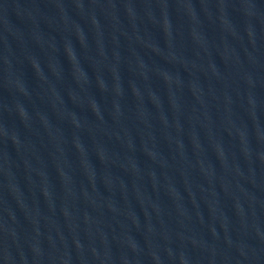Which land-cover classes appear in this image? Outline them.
Instances as JSON below:
<instances>
[{"label":"water","instance_id":"95a60500","mask_svg":"<svg viewBox=\"0 0 264 264\" xmlns=\"http://www.w3.org/2000/svg\"><path fill=\"white\" fill-rule=\"evenodd\" d=\"M0 264H264V0H0Z\"/></svg>","mask_w":264,"mask_h":264}]
</instances>
